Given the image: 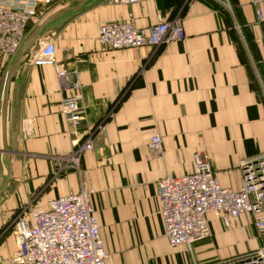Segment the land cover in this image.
<instances>
[{
    "label": "crops",
    "instance_id": "1",
    "mask_svg": "<svg viewBox=\"0 0 264 264\" xmlns=\"http://www.w3.org/2000/svg\"><path fill=\"white\" fill-rule=\"evenodd\" d=\"M36 1L42 11L44 0ZM69 5L51 9L44 20ZM177 19L183 41L117 51L98 42L105 24L133 20L150 28ZM49 43L56 66H35L33 57ZM17 56L0 55V190L8 176L6 156L12 160L0 196V264L19 247V236L7 229L24 204L43 208L82 188L100 223L107 264H210L262 246L251 214L227 227L211 213V236L192 246L193 256L187 247H171L157 187L192 174L201 155L219 184L238 192L244 161L264 155V23L250 0H91L62 16L44 30L10 83L6 152L3 99ZM62 71L74 72L81 83L86 120L79 140L95 135L82 174L57 178L52 158L76 149L62 112L70 95ZM156 135L163 140L161 160L148 150Z\"/></svg>",
    "mask_w": 264,
    "mask_h": 264
},
{
    "label": "built area",
    "instance_id": "2",
    "mask_svg": "<svg viewBox=\"0 0 264 264\" xmlns=\"http://www.w3.org/2000/svg\"><path fill=\"white\" fill-rule=\"evenodd\" d=\"M54 0H44L50 5ZM77 0H66L73 4ZM136 4L139 0H120ZM258 21L264 23V0H250ZM36 0H0V55L15 57L29 36L31 22L39 23ZM185 30L181 20L162 23L150 28H138L133 20L102 25L98 42L106 49L117 51L142 47L157 48L165 43L183 41ZM35 66H56V51L52 43L43 46L33 57ZM76 73V72H75ZM59 76L70 95L62 103L67 132L74 136L76 149L60 164L56 173L74 169L82 174V158L94 146L95 133L79 140L86 120L83 95L78 75L62 71ZM100 130L101 127H99ZM148 150L150 158L165 156L163 140L154 136ZM243 184L235 192L223 188L214 175L210 163L201 155L195 157L192 174L167 178L157 183L160 213L165 236L171 247L188 249L211 236L208 215L214 213L229 227L244 214L255 218V227L262 246L247 255L219 260L210 264H264V155L244 161ZM19 247L5 264H107L109 255L101 236L100 223L95 216L87 189L64 197L49 199L43 208H32L17 222Z\"/></svg>",
    "mask_w": 264,
    "mask_h": 264
},
{
    "label": "water",
    "instance_id": "3",
    "mask_svg": "<svg viewBox=\"0 0 264 264\" xmlns=\"http://www.w3.org/2000/svg\"><path fill=\"white\" fill-rule=\"evenodd\" d=\"M91 0H77L73 4H70L68 7L59 10L50 16H48L36 29L35 31L28 37L24 45L22 46L21 50L19 51V54L16 58L15 64L8 74L6 84H5V91H4V101H3V109H2V126H3V141H4V148L6 152H9L8 149V142H7V114H8V100H9V87L10 83L13 79V77L16 75L20 67L24 64V62L27 60V55L30 52V50L36 45L38 40L40 39L41 34L44 32V30L54 23L56 20L61 18L62 16L66 15L69 12H72L74 10H78L81 7H83L85 4H87ZM8 161V176L6 183L4 187L0 190V196L7 190L8 185L11 180L12 175V160L10 154L7 156Z\"/></svg>",
    "mask_w": 264,
    "mask_h": 264
},
{
    "label": "rangeland",
    "instance_id": "4",
    "mask_svg": "<svg viewBox=\"0 0 264 264\" xmlns=\"http://www.w3.org/2000/svg\"><path fill=\"white\" fill-rule=\"evenodd\" d=\"M65 4H67L66 3V0H54L53 1V3L52 4H50V5H45V7L42 9V11L41 10H39L38 11V13H39V23L42 21V20H44V18L45 17H43L44 16V14H46L48 11L50 12V10L51 9H54V8H56L57 6L59 7L60 5L61 6H64ZM38 23V24H39ZM38 24L36 25V26H34V23L33 22H31V24L29 25V31L30 30H32L33 29V27H37L38 26ZM35 28L33 29V31L32 32H34V30H35ZM31 34V33H30ZM29 37V36H28ZM68 157V156H67ZM52 162H53V164L56 166V171H54L53 172V176H54V174H55V176H56V173H58V171H59V169H60V164H62V165H66L67 164V158H66V161H61L60 159H56V158H52ZM67 171H71V172H74V169L72 170V169H70V170H67ZM67 171H65V172H63L62 174H65V173H67ZM61 174V175H62ZM60 175V176H61ZM59 176V177H60ZM55 178V177H54ZM58 178V177H57ZM2 203V202H1ZM33 205H35V204H33V203H28V204H24L20 209H19V215L18 214H16V217H15V219H13L11 222H12V224L10 225V227H8V229H7V231L9 232V231H11L13 234H15L16 236L18 235L19 236V232H18V228H17V222H18V220H19V218L21 217V215H23V214H25V213H27L28 211H30V209H32L33 208ZM194 248H190V249H188V250H186L187 251V254L188 255H191V256H193L192 254L193 253H195V251L193 250ZM108 255H109V253H108ZM109 260V259H108ZM6 262V261H5ZM5 264V263H4ZM154 264H158V263H154Z\"/></svg>",
    "mask_w": 264,
    "mask_h": 264
}]
</instances>
